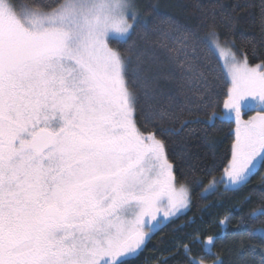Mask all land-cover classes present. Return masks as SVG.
I'll return each mask as SVG.
<instances>
[{"label": "snow or ice", "instance_id": "6c2138e0", "mask_svg": "<svg viewBox=\"0 0 264 264\" xmlns=\"http://www.w3.org/2000/svg\"><path fill=\"white\" fill-rule=\"evenodd\" d=\"M196 7L201 17L190 29L171 17L166 27L150 25L158 5L140 0H0V264H134L151 237L188 208V178L177 187L158 134L174 106L217 94V69L201 47L224 59L230 86L219 118L235 123L230 159L203 193L218 185L239 191L259 173L241 203L257 194L260 203L241 217L231 264H264V60L238 57L216 12ZM259 9L264 48V0ZM224 19L236 22L229 13ZM136 33L146 40L171 34L179 46L161 40L159 50L140 47ZM162 81L175 92H165ZM249 111L255 114L244 119ZM138 123L157 131L145 134ZM190 183H198L194 174ZM190 239L201 254L181 242L176 251L185 264H209L208 257L224 264L214 236Z\"/></svg>", "mask_w": 264, "mask_h": 264}, {"label": "trees", "instance_id": "16d2710c", "mask_svg": "<svg viewBox=\"0 0 264 264\" xmlns=\"http://www.w3.org/2000/svg\"><path fill=\"white\" fill-rule=\"evenodd\" d=\"M142 5H158V14L148 17L150 25L160 24L171 17L187 28H195L201 17L202 6L204 11H215L217 23L220 25L221 35H228L235 41L232 48L240 56L247 55L250 64H257L264 60V48L259 47L261 38V24L259 20L260 0H140ZM220 5L229 7L221 9ZM236 8V12L232 9ZM225 13L236 16L234 25L224 19ZM201 38H205V30L199 29ZM138 46L155 43L160 48V41L165 44L178 47V37L170 34L164 39L154 33H149L147 40L143 33H136L132 37ZM255 41V52L253 44ZM200 54L211 62L217 69L213 73L216 93L203 102L193 101L185 104L181 102L174 106L172 115L166 118L164 128L167 131L162 138L166 144V152L170 161L174 164L177 185L186 182L188 178L191 189V201L188 208L171 218L166 226L147 242L143 251L135 260L134 264H159L161 256L173 255L169 264H185L183 250L179 252L181 242L188 243L192 253L199 256L201 247L191 242L190 237L198 234L203 240L207 236H214V252H222L224 264H231L236 233L242 231L238 228L241 217L253 206L260 203L258 194L252 196L250 204L241 203L250 189L259 185V173L252 177L251 182L239 191H225L223 185H218L215 192L202 194L203 188L209 180L219 179L223 167L231 155V145L234 142V124L232 121L219 117L224 114L223 101L226 99L228 83L225 79L221 65L212 51L201 47ZM160 70L167 72L169 66L161 55L159 62ZM165 92H175V87L170 82L162 81ZM183 109V110H182ZM215 113L216 118L212 121L209 116ZM138 127L147 134L157 131L155 128H143L140 123ZM193 168L195 169L193 173ZM195 175L197 184L190 183L192 175ZM202 182V183H201ZM232 209H241L232 215V222L227 226H220L218 221L225 215H229ZM213 257H208L209 264Z\"/></svg>", "mask_w": 264, "mask_h": 264}, {"label": "rangeland", "instance_id": "374dc122", "mask_svg": "<svg viewBox=\"0 0 264 264\" xmlns=\"http://www.w3.org/2000/svg\"><path fill=\"white\" fill-rule=\"evenodd\" d=\"M232 52L235 53L238 57H241V56L239 55V53H236L233 49H232ZM212 53L215 55V57H216L217 60L219 61L220 65H221V68H222V70H223V73H224L225 79H226V69H224V67H223V65H224V59L220 57L218 50H213ZM253 65H254V64H253ZM226 81H227V80H226ZM228 86H230V85L228 84ZM226 99H227V95H226ZM223 112H225L224 108H223ZM254 114H255V113L252 112V111L246 112V113L244 114V119H247L249 116L254 115ZM232 122H233V124H234V131H233V132H234V137H235V123H234V121H232ZM177 187H179V185H177ZM201 193H202L203 195L205 194V193H203V191H202ZM185 210H186V209H184L182 212H184Z\"/></svg>", "mask_w": 264, "mask_h": 264}]
</instances>
